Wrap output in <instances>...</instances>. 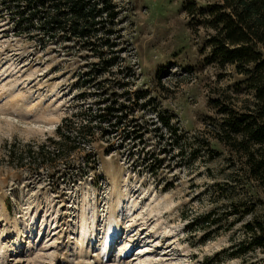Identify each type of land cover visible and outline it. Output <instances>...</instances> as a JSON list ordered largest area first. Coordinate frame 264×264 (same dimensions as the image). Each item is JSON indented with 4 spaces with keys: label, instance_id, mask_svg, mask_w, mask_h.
<instances>
[{
    "label": "rangeland",
    "instance_id": "1",
    "mask_svg": "<svg viewBox=\"0 0 264 264\" xmlns=\"http://www.w3.org/2000/svg\"><path fill=\"white\" fill-rule=\"evenodd\" d=\"M219 1L112 0L114 64L90 82L92 51L20 32L0 0V264H264L263 248H238L246 221L264 223V185L217 138L254 92L234 64L208 61L209 32L186 9ZM100 97L125 108L96 128L91 162L86 150L55 167L8 162L6 141L41 142ZM231 198L256 209L237 221Z\"/></svg>",
    "mask_w": 264,
    "mask_h": 264
},
{
    "label": "trees",
    "instance_id": "2",
    "mask_svg": "<svg viewBox=\"0 0 264 264\" xmlns=\"http://www.w3.org/2000/svg\"><path fill=\"white\" fill-rule=\"evenodd\" d=\"M1 1L16 15L20 32L42 34L51 39L61 34V40L74 39L82 49L92 51L99 60L91 64L86 80L93 81L95 78L91 77L95 71L110 70L114 64V55L111 58L106 55L107 51L114 53L116 45L111 38L117 15L112 0ZM186 9L194 30L204 28L209 32L205 40V46L209 48L208 61L222 66L234 64L237 72L246 75V84L254 92V100L246 110L226 112L219 124L217 138L243 153L249 177L264 185V55L260 51V45H264V0H220L206 8L191 2ZM97 85L102 86V82L98 80ZM108 99L100 97L99 101L104 105H100L98 111L89 106L88 110L65 117L57 126L56 134L41 142L6 141L4 148L8 162L16 167L25 164L34 168L55 167L61 160L78 162L73 153L80 150H86L83 154L85 163L91 162L95 156L89 145L94 142V135L99 131L103 133L104 122L113 126L120 122L122 115L114 111L125 108L123 104L117 106L116 99ZM97 127L102 128L96 130ZM133 131L136 139L141 141L143 132ZM231 202L238 207L233 208V211H239L237 221L253 213L257 206L245 199L231 198ZM245 227L251 238L239 245V252L246 253L254 247L264 249V223L248 220Z\"/></svg>",
    "mask_w": 264,
    "mask_h": 264
}]
</instances>
